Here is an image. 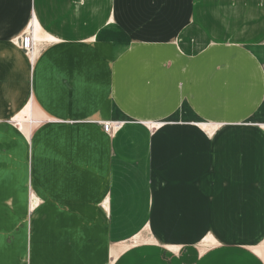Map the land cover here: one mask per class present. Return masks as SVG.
Masks as SVG:
<instances>
[{
    "label": "crops",
    "instance_id": "0c3cea01",
    "mask_svg": "<svg viewBox=\"0 0 264 264\" xmlns=\"http://www.w3.org/2000/svg\"><path fill=\"white\" fill-rule=\"evenodd\" d=\"M259 108L264 0H0V264H264Z\"/></svg>",
    "mask_w": 264,
    "mask_h": 264
},
{
    "label": "rangeland",
    "instance_id": "374dc122",
    "mask_svg": "<svg viewBox=\"0 0 264 264\" xmlns=\"http://www.w3.org/2000/svg\"><path fill=\"white\" fill-rule=\"evenodd\" d=\"M26 54H28V53H26ZM28 56L30 58H32L33 52L28 54ZM258 113H261L262 115L261 114L257 115ZM20 114H18V116ZM24 117H25V114H24ZM28 118H26V119H28ZM235 121L238 122V124H237L238 128L248 130V132H244V133L243 132H237L235 134V137L233 136L236 144L242 145L245 142L252 141V144H250V146H253L255 148V150L259 151L260 154L262 155V157L259 156V158H262V162L260 159H258L257 162L259 164L264 163V161H263V158H264L263 157V155H264V108H261V109L259 108V110L254 112V115L252 114V115L235 117ZM14 123L17 125L16 118L14 120ZM118 124L120 125V123H118ZM242 124H244L245 127ZM208 126H210V125H208ZM215 129L216 128L214 126H212L210 128L207 127L208 133L213 132ZM254 141H259V142L254 143ZM253 160L254 159H252V161ZM254 175H256V174H252V176H254ZM236 177H238L237 174H236ZM241 183L243 184L242 186L240 185ZM245 183H246V181H243V180L238 181V184H239L238 188L239 189L237 192H234L235 209L237 211H239V209H240L239 204L240 203H238V202H240V200H238V196L242 195V199L244 202L243 203L244 210L247 214V217L251 218V228H245L242 230V233L236 234L235 235V241L246 243V245H244V246L248 247V249H251V251H249V252L251 254L256 255V256H258L257 254L261 255V257L260 256H258V257H260V259L262 260V259H264V195H263L264 187L263 188L261 187V189H260V185H257L256 187L258 189H256L255 186H252V190L250 191V194H249L248 193L249 191H247L246 186L250 182H247L246 184ZM252 183H254V181H252ZM244 191H246V192H244ZM247 197H249V198H247ZM248 199H250V200L246 201ZM35 204L36 203H34V205ZM234 218H235V229L242 228L240 226H243L244 223L239 218V215L237 213L235 214ZM248 233H250V236L246 235ZM151 238H152V234L144 232L139 238H137V240H134L133 242L130 243V245H127V247H128V249L139 248V247H142V246H145L148 244H152V241L150 240ZM235 243L236 244L234 246L241 247L240 245H237V242H235ZM213 246L216 247L215 242L207 241V242L200 244V248L203 252L209 250L210 248H213ZM246 247H244V248H246ZM169 248H165L166 252L169 251ZM170 250L172 252H175L176 255H178L180 252H184L182 250V248H180V247L171 248ZM258 257H256V259H259Z\"/></svg>",
    "mask_w": 264,
    "mask_h": 264
},
{
    "label": "built area",
    "instance_id": "2783aa9c",
    "mask_svg": "<svg viewBox=\"0 0 264 264\" xmlns=\"http://www.w3.org/2000/svg\"><path fill=\"white\" fill-rule=\"evenodd\" d=\"M19 46L21 47L22 50H24L26 53L30 54L34 50V35L29 33L19 40ZM118 123H105L104 124V130L108 134H113L115 131H117L120 127Z\"/></svg>",
    "mask_w": 264,
    "mask_h": 264
},
{
    "label": "bare ground",
    "instance_id": "6f19581e",
    "mask_svg": "<svg viewBox=\"0 0 264 264\" xmlns=\"http://www.w3.org/2000/svg\"><path fill=\"white\" fill-rule=\"evenodd\" d=\"M35 38V37H34ZM34 43H35V39H34Z\"/></svg>",
    "mask_w": 264,
    "mask_h": 264
}]
</instances>
